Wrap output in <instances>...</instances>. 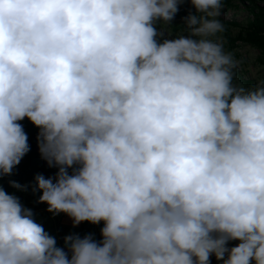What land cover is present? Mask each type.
Here are the masks:
<instances>
[{
  "label": "clouds",
  "instance_id": "obj_1",
  "mask_svg": "<svg viewBox=\"0 0 264 264\" xmlns=\"http://www.w3.org/2000/svg\"><path fill=\"white\" fill-rule=\"evenodd\" d=\"M185 2L0 0V179L27 118L57 169L38 203L103 222L60 247L0 185V264H264V79L234 83L224 0H188L165 38Z\"/></svg>",
  "mask_w": 264,
  "mask_h": 264
},
{
  "label": "trees",
  "instance_id": "obj_2",
  "mask_svg": "<svg viewBox=\"0 0 264 264\" xmlns=\"http://www.w3.org/2000/svg\"><path fill=\"white\" fill-rule=\"evenodd\" d=\"M254 4L252 11L254 20L251 23L249 29L244 33L240 34L235 40H232V47L236 43H242L257 49L262 57L264 58V7L260 6L259 3H264V0H245ZM258 2V3H257ZM195 13L192 6H188L185 3L180 5V10L176 15L175 19L171 22V29L175 33L182 32L183 29V18L189 13ZM25 132L28 135V142L31 147V151L22 159L21 163L13 170L11 176H4L0 179V185L9 193L12 188L9 181H17L21 185H27V191H22L27 195V199L24 202L25 206H38L39 196L42 194L40 191L33 192L32 185H34V177L37 174H43L46 178L54 177L57 169L50 168L45 160L41 158L39 153L37 135L39 129L34 126L27 118L21 121ZM48 206L47 204H43ZM45 208V207H44ZM39 208H35V211ZM100 225H93L89 222H82L79 230H73L69 228H62L60 234L65 237L73 233H83L86 235L90 231H95L98 241L102 239L100 230L103 227Z\"/></svg>",
  "mask_w": 264,
  "mask_h": 264
},
{
  "label": "rangeland",
  "instance_id": "obj_3",
  "mask_svg": "<svg viewBox=\"0 0 264 264\" xmlns=\"http://www.w3.org/2000/svg\"><path fill=\"white\" fill-rule=\"evenodd\" d=\"M185 4L188 6H192L191 3L188 2V0H186ZM259 5L264 7V3H259ZM253 9L254 4L245 0H224L222 15L221 17H219L221 22L225 25V31L218 34V36L222 37L224 41L225 51L233 53L234 57L237 60L244 61V63L236 69L234 83L237 85H243L245 87H253L259 82L260 79H264V58L257 49L248 45L236 43L232 47L231 41L235 40L240 34H244L249 29L251 23L254 20V15L252 13ZM195 11L196 10L194 8V12ZM167 27H170V25ZM180 34H183L185 36L188 35L187 32L182 31L179 33H175L172 31V35L169 36L167 31L165 30V38L168 39L177 38V36ZM9 194L18 196L23 205L25 200L27 199V195L24 194L21 190L13 189L9 192ZM25 207L33 210L35 214L34 219L36 220V222L40 223L46 229H53L55 227L53 225L54 223L50 221V215H52L54 220L57 221L56 216L62 214L60 213L54 216L52 213H49L47 211L48 206H45L42 203H40L37 207ZM35 208H39V210L35 211ZM238 243L239 241H231L228 246L233 247ZM218 262L219 261L213 255L211 257V264H217Z\"/></svg>",
  "mask_w": 264,
  "mask_h": 264
},
{
  "label": "crops",
  "instance_id": "obj_4",
  "mask_svg": "<svg viewBox=\"0 0 264 264\" xmlns=\"http://www.w3.org/2000/svg\"><path fill=\"white\" fill-rule=\"evenodd\" d=\"M35 215V214H34ZM50 217V221L53 222L54 224V228L53 229H46L44 228L51 236L55 237L57 240V244L60 247H64V237L61 236L60 234V230L62 228H69V229H73V230H79L81 224H79L78 226H73V220L66 214L62 213L58 216H56L57 221L54 220V218L52 217V215L49 216ZM35 218V216H34ZM53 218V219H52ZM57 222V224H56ZM56 224V225H55ZM52 226V225H51ZM103 226V223H102ZM93 234L94 235V239H96L98 241V238L96 236L95 231H90L87 234ZM86 234V235H87ZM79 235L81 237L85 236L83 233H79ZM217 264H222V261H219Z\"/></svg>",
  "mask_w": 264,
  "mask_h": 264
}]
</instances>
